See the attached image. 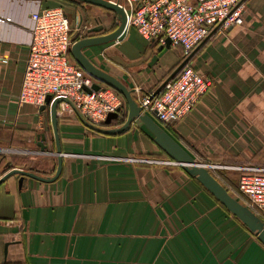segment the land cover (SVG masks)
Wrapping results in <instances>:
<instances>
[{
	"label": "crops",
	"instance_id": "obj_1",
	"mask_svg": "<svg viewBox=\"0 0 264 264\" xmlns=\"http://www.w3.org/2000/svg\"><path fill=\"white\" fill-rule=\"evenodd\" d=\"M54 7L65 10L73 28L77 19L104 27L86 37L113 32L98 20L105 10L99 7L0 0V178L13 169L56 173L49 108L19 100L31 15ZM243 16V26L213 35L197 51L192 65L213 88L189 117L166 129L198 162L238 172L263 167L251 159L264 148V0H246ZM158 49L130 27L118 41L83 53L138 97L156 92L180 65L178 49ZM154 56L158 61L150 67ZM59 133L64 168L57 181L26 178L21 186L15 175L0 185V264H264L256 235L180 166L131 162L151 155L172 162L159 158L162 150L142 125L99 136L77 117H65ZM38 134H46L45 153ZM235 161L245 164L234 168ZM214 175L226 189L238 180L228 170L229 180Z\"/></svg>",
	"mask_w": 264,
	"mask_h": 264
},
{
	"label": "built area",
	"instance_id": "obj_2",
	"mask_svg": "<svg viewBox=\"0 0 264 264\" xmlns=\"http://www.w3.org/2000/svg\"><path fill=\"white\" fill-rule=\"evenodd\" d=\"M115 2L126 11L127 29L135 28L144 39L159 47L170 40L171 49L183 50L180 64L190 59L176 76L178 78L168 83L159 94L153 92L134 97L142 114L152 116L165 129L182 122L213 88L212 80L192 65L195 54L213 35L244 25L246 0ZM31 21L30 51L20 102L41 108L46 105L48 97H52V102L66 99L88 122L98 127H103L111 114L121 110L122 115L124 101L120 94L110 87L93 90L96 80L70 59L73 45L87 38L91 28L82 19H77L73 28L62 7L41 8L32 13ZM3 62L7 63V60ZM58 116L60 119L77 117L66 101L59 103ZM239 170L242 175L238 193L245 199L244 205L264 222V168L243 167Z\"/></svg>",
	"mask_w": 264,
	"mask_h": 264
},
{
	"label": "water",
	"instance_id": "obj_3",
	"mask_svg": "<svg viewBox=\"0 0 264 264\" xmlns=\"http://www.w3.org/2000/svg\"><path fill=\"white\" fill-rule=\"evenodd\" d=\"M83 4L99 7L116 14L118 19L117 29L107 35L87 37L77 41L72 49L71 54L75 62L91 77L96 80L93 90L99 91L102 88L110 87L118 92L126 101L128 106L127 118L125 123L116 128H112V123L120 118L121 110L115 114H111L103 124V127H98L88 122L81 113L76 110L73 105L66 99H57L52 102V97H48L46 105L40 109L42 111L49 108L51 130L54 136L55 153L58 159V166L53 177H41L35 173L13 169L6 175L0 178V185H2L8 178L19 175L21 176L20 184L23 185L26 178H32L43 183H53L57 181L62 175L64 168V153L62 150L60 133H59V116L58 105L62 101L68 102L80 120V122L91 132L100 134L102 136H117L131 131L133 125H142L153 136L156 145L166 153L174 165L180 166L190 177L196 179L229 213L242 222L245 227L252 232L260 243L264 245V222L247 206L235 198L229 191L216 179L212 172L202 163L198 162L180 143L164 128L155 118L149 115L142 114V108L137 103L133 94L123 82L109 73L103 71L94 65L83 53L85 48L108 44L110 42L118 41L126 32L128 25V16L125 9L117 2L109 0H73ZM103 26H98L88 30L89 34H97L103 31ZM165 49H171V41L167 40L165 46H160L159 53ZM158 61V56H154L149 66L153 67ZM190 59L181 63L175 71L162 83L156 91L159 94L168 83H170L181 70L188 64ZM46 143V134L37 135V144L42 152L48 150Z\"/></svg>",
	"mask_w": 264,
	"mask_h": 264
},
{
	"label": "rangeland",
	"instance_id": "obj_4",
	"mask_svg": "<svg viewBox=\"0 0 264 264\" xmlns=\"http://www.w3.org/2000/svg\"><path fill=\"white\" fill-rule=\"evenodd\" d=\"M39 3H42V1H38ZM43 4V3H42ZM106 10H103V11H100V14L99 15H97V17H98V20L100 21V22H103V24L105 25V27L107 28L106 30L107 31H110V30H113L114 28H117V26H118V21L116 20V18H115V20L112 18V16L111 15H115V14H111L110 12H108V11H106ZM114 17V16H113ZM116 17V16H115ZM70 19V18H69ZM71 21V20H70ZM206 43V42H205ZM204 43V44H205ZM203 44V45H204ZM202 45V46H203ZM201 46V47H202ZM200 49V48H199ZM198 49V50H199ZM146 129V128H145ZM147 130V129H146ZM148 131V130H147ZM149 132V131H148ZM150 158V157H149ZM152 159H148V160H136V159H131V162H133V163H144V164H149V165H151V166H153V165H160V166H167L165 163L166 162H163V160H157V159H155L154 157H151ZM252 160V163H255V164H259V165H261V166H263L262 168H264V148L262 149V150H260L254 157H253V159H251ZM251 160H250V162H251ZM203 164V163H202ZM221 163H204L203 165H207V166H210V168H208L211 172H212V174L214 173V174H216V175H218V177L221 179V180H223V181H225V180H229L225 175H224V172L225 171H227L228 170V172H232L234 175H236V177L238 178V180H239V173H241V171L239 170V172L236 170V169H231V170H229L228 168L229 167H227L226 165H224L223 163L220 165ZM233 164V166H234V168H236V167H240V165L241 164H245V162H243V163H238V162H233L232 163ZM237 164H239V165H237ZM221 166V168H212L213 166ZM244 166V165H243ZM175 167H177V166H175ZM227 167V168H226ZM174 168V167H173ZM180 168V167H179ZM243 168V167H242ZM254 168H258V167H254ZM238 180H237V184H238ZM233 186V188L234 189H232L231 188V190L235 193V194H233V196L235 197V198H237L239 201L241 200L240 198V195H238L237 193H236V188H237V186H234V185H232ZM242 200H244L245 201V199H242ZM240 202H243V201H240ZM244 204V203H243Z\"/></svg>",
	"mask_w": 264,
	"mask_h": 264
},
{
	"label": "trees",
	"instance_id": "obj_5",
	"mask_svg": "<svg viewBox=\"0 0 264 264\" xmlns=\"http://www.w3.org/2000/svg\"><path fill=\"white\" fill-rule=\"evenodd\" d=\"M60 1H65V2H69V3H74V4H79V5H84L83 3H80V2H77V1H73V0H60ZM118 27V26H117ZM117 28H114L113 30H110V31H115ZM178 54H179V56H180V58H182V55H183V50H182V48H178ZM70 59H71V61L72 62H74V63H76L75 62V60H74V58L72 57V54L70 53ZM178 77H176V78H174L173 80H176ZM121 96V95H120ZM122 97V96H121ZM123 98V97H122ZM123 101H124V106H123V110H122V115H121V117L118 119V120H116V121H114L113 123H112V126H122L124 123H125V120H126V118H127V112H128V106H127V103H126V101L123 99ZM167 130L169 131L170 129H169V127L167 128ZM92 134H94V135H99V136H102V135H100V134H97V133H94V132H92ZM125 134V133H124ZM163 152V151H162ZM149 157H155V156H153V155H151V156H149ZM159 158H161V159H164V160H168V161H172L171 159H170V157L166 154V153H164L163 152V154L161 155V156H159ZM214 175V174H213ZM242 175V173H239V178H240V176ZM215 176V175H214ZM216 177V176H215ZM216 179L219 181V179L216 177ZM220 182V181H219ZM238 182H239V180H238ZM233 185L234 186H237L238 184L237 183H233ZM238 188V187H237ZM236 188V189H237ZM228 191H229V193L230 194H235V193H231V189H227ZM236 193L238 194V195H240L239 193H238V190H236ZM240 197H241V195H240ZM241 199V198H240ZM223 207V206H222Z\"/></svg>",
	"mask_w": 264,
	"mask_h": 264
},
{
	"label": "bare ground",
	"instance_id": "obj_6",
	"mask_svg": "<svg viewBox=\"0 0 264 264\" xmlns=\"http://www.w3.org/2000/svg\"><path fill=\"white\" fill-rule=\"evenodd\" d=\"M124 99V98H123Z\"/></svg>",
	"mask_w": 264,
	"mask_h": 264
}]
</instances>
